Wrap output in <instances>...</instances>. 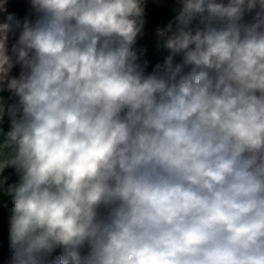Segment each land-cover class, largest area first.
Returning a JSON list of instances; mask_svg holds the SVG:
<instances>
[{"label": "clouds", "instance_id": "9594fccd", "mask_svg": "<svg viewBox=\"0 0 264 264\" xmlns=\"http://www.w3.org/2000/svg\"><path fill=\"white\" fill-rule=\"evenodd\" d=\"M8 3L4 264H264V0H177L151 71L146 0Z\"/></svg>", "mask_w": 264, "mask_h": 264}, {"label": "crops", "instance_id": "0c3cea01", "mask_svg": "<svg viewBox=\"0 0 264 264\" xmlns=\"http://www.w3.org/2000/svg\"><path fill=\"white\" fill-rule=\"evenodd\" d=\"M179 7L177 0H146L145 4V14H144V28L143 35L138 38L136 47L146 49L144 54V59L150 61L148 71H151L152 67L159 62L163 61V57L167 55V51L160 49L157 50V38L156 30L158 28H164L174 17L175 10ZM30 5L28 0H9L8 11L15 13L18 18H23L29 11ZM12 40L10 38V44ZM19 66H16L12 70V75L19 74ZM0 95H3L5 98L9 96L8 92H4ZM4 131L7 132L9 129L8 119L5 118L3 125ZM4 176L10 178V181L7 184H12L18 181V177L15 174V170L12 168L5 169ZM7 184L4 186L7 187ZM9 196L3 191L0 190V202L9 201ZM0 218H7V210L3 207H0ZM8 237V227L0 229V238ZM7 257V256H6ZM5 250L2 249L0 253V260H4ZM4 264V263H0Z\"/></svg>", "mask_w": 264, "mask_h": 264}, {"label": "built area", "instance_id": "2783aa9c", "mask_svg": "<svg viewBox=\"0 0 264 264\" xmlns=\"http://www.w3.org/2000/svg\"><path fill=\"white\" fill-rule=\"evenodd\" d=\"M2 19V18H0ZM10 181V178L8 177V181L7 183ZM0 225L2 226V228H7L8 227V220L7 218H0ZM7 239L8 237H1L0 238V251L4 248L7 247Z\"/></svg>", "mask_w": 264, "mask_h": 264}, {"label": "rangeland", "instance_id": "374dc122", "mask_svg": "<svg viewBox=\"0 0 264 264\" xmlns=\"http://www.w3.org/2000/svg\"><path fill=\"white\" fill-rule=\"evenodd\" d=\"M4 250H5V258H4V260H0V263H4V261L6 260V256L8 255V252H7V247L6 248H4Z\"/></svg>", "mask_w": 264, "mask_h": 264}, {"label": "trees", "instance_id": "16d2710c", "mask_svg": "<svg viewBox=\"0 0 264 264\" xmlns=\"http://www.w3.org/2000/svg\"><path fill=\"white\" fill-rule=\"evenodd\" d=\"M2 228V226L0 225V229ZM0 253H1V251H0Z\"/></svg>", "mask_w": 264, "mask_h": 264}]
</instances>
